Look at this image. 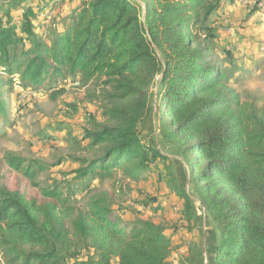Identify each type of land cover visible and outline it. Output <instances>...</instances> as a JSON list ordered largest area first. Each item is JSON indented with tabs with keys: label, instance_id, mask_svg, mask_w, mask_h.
<instances>
[{
	"label": "trees",
	"instance_id": "obj_1",
	"mask_svg": "<svg viewBox=\"0 0 264 264\" xmlns=\"http://www.w3.org/2000/svg\"><path fill=\"white\" fill-rule=\"evenodd\" d=\"M23 1H0V87L13 85L16 73L33 92L45 76L83 85L103 77L107 86L102 119L89 120L82 136L99 155L72 157L80 164L74 179L100 183L116 171L133 180L153 173L163 155L138 130L151 116L187 169L188 186L175 182L171 189L182 202L178 211L196 223L197 201L216 227L208 262L264 264V106L240 98L210 59L211 34L201 35L207 16L236 0H141L142 8L131 0H69L68 9L64 0ZM7 164L48 202L0 188L3 264H201L203 248L187 245L180 253L171 243L176 231L148 219L123 226L106 198L75 209L70 193L35 181L45 162L9 156ZM71 233L93 253L78 259Z\"/></svg>",
	"mask_w": 264,
	"mask_h": 264
},
{
	"label": "rangeland",
	"instance_id": "obj_2",
	"mask_svg": "<svg viewBox=\"0 0 264 264\" xmlns=\"http://www.w3.org/2000/svg\"><path fill=\"white\" fill-rule=\"evenodd\" d=\"M37 1L25 0L23 4L36 6ZM64 1L60 5L68 9L71 1ZM131 1L142 8L141 0ZM254 1L236 0L213 11L204 23L207 30L202 31L201 35L207 31L211 34L214 50L210 59L219 70L224 68L229 84L237 90L240 98L264 106V9L260 10ZM11 11L15 13L14 9ZM52 12L48 11L47 15ZM251 41L258 43L257 49L262 47L261 54L251 57L253 54L249 52L243 65L231 72L232 63H235L233 57L244 54L245 49L242 50L240 45ZM236 44L240 48L238 46L235 53L228 54V47ZM18 74L14 75L13 85L0 87V100L4 105L3 111H0V188L18 190L27 198L48 202L39 188L31 185L21 172L7 164V157L43 161L47 167L35 181L40 186H60L63 194L70 193L68 203L75 209H84L90 198H106L121 218L123 226L135 220L148 219L162 224L167 228V233L176 231L171 243L173 249L179 252H184L187 245L191 247L197 244L205 249L216 247V227L199 202L193 203L196 223L187 222L182 217V211H178L182 202L171 189L175 182L188 186L189 183H185L187 169L181 165L175 150L161 141L151 116L144 120L138 130L142 142L153 145L163 155L158 159V167L155 166L153 173L147 174L144 179L133 180L125 172L116 171L113 180L100 183L89 178L74 179V171L80 164L72 157L92 158L99 155L100 148L91 147L88 139L82 136L83 129L90 128L92 119H102V110L107 103V86L102 82L103 77L94 78L83 85L69 83L67 76L62 75L55 84L49 83V77L45 76L40 90L33 92L24 90L18 84ZM65 83V91L52 99L50 95L53 90ZM63 223L71 230L67 219ZM71 238L78 259H85L93 253V249L80 239L73 235ZM176 255L173 253L171 258L176 259ZM207 262L203 258L201 264ZM0 264H3L1 260Z\"/></svg>",
	"mask_w": 264,
	"mask_h": 264
},
{
	"label": "crops",
	"instance_id": "obj_3",
	"mask_svg": "<svg viewBox=\"0 0 264 264\" xmlns=\"http://www.w3.org/2000/svg\"><path fill=\"white\" fill-rule=\"evenodd\" d=\"M224 6H226V5H224ZM238 46H239L238 44L234 45L233 53H235V50L238 48ZM240 46L242 47V50L245 49V51H244V54L241 53L239 55V57H236V56L233 57V58H235V65H234L235 69L239 68V66L243 65V62L245 61L246 56H248L247 54L249 52H251V54H253V56H251V57L259 56L261 54V48L262 47L257 49L258 43L254 42V41L243 42V44ZM240 46H239V48H240ZM180 253L183 254L184 252H180ZM201 254L203 255V258L206 260V262L210 259L211 252H210L209 248H207V249L203 248ZM207 263L210 264L209 262H207Z\"/></svg>",
	"mask_w": 264,
	"mask_h": 264
},
{
	"label": "built area",
	"instance_id": "obj_4",
	"mask_svg": "<svg viewBox=\"0 0 264 264\" xmlns=\"http://www.w3.org/2000/svg\"><path fill=\"white\" fill-rule=\"evenodd\" d=\"M237 1H239V0H237ZM240 1H242V0H240ZM252 1H254V0H252ZM254 4H256V6L258 5L260 10L264 9V0L262 2H261V0H256V1H254Z\"/></svg>",
	"mask_w": 264,
	"mask_h": 264
}]
</instances>
